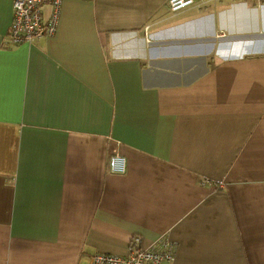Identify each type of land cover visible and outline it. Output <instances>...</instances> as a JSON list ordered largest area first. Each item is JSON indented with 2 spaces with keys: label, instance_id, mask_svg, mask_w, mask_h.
I'll return each mask as SVG.
<instances>
[{
  "label": "crops",
  "instance_id": "crops-1",
  "mask_svg": "<svg viewBox=\"0 0 264 264\" xmlns=\"http://www.w3.org/2000/svg\"><path fill=\"white\" fill-rule=\"evenodd\" d=\"M196 1L61 0L52 35L12 44L0 0V264L134 235L170 264H264V0Z\"/></svg>",
  "mask_w": 264,
  "mask_h": 264
},
{
  "label": "built area",
  "instance_id": "built-area-1",
  "mask_svg": "<svg viewBox=\"0 0 264 264\" xmlns=\"http://www.w3.org/2000/svg\"><path fill=\"white\" fill-rule=\"evenodd\" d=\"M61 0H13V20L8 29V41L12 44L31 42L41 36H50L56 29ZM196 0H168V9L172 14L200 5ZM50 6V14L43 18L42 6ZM108 170L111 173H123L126 170V159L114 153L109 157ZM173 245L165 238L145 244L138 235L131 237L127 252L117 255L97 252L92 255L88 264H170L173 259Z\"/></svg>",
  "mask_w": 264,
  "mask_h": 264
}]
</instances>
